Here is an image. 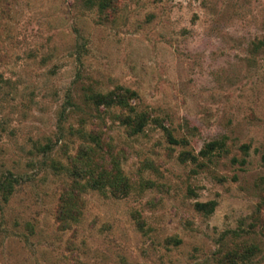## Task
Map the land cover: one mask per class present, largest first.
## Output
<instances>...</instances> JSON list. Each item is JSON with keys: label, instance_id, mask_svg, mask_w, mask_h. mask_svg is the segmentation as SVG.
Returning a JSON list of instances; mask_svg holds the SVG:
<instances>
[{"label": "rangeland", "instance_id": "rangeland-1", "mask_svg": "<svg viewBox=\"0 0 264 264\" xmlns=\"http://www.w3.org/2000/svg\"><path fill=\"white\" fill-rule=\"evenodd\" d=\"M98 1L0 0V264H264V0Z\"/></svg>", "mask_w": 264, "mask_h": 264}, {"label": "trees", "instance_id": "trees-1", "mask_svg": "<svg viewBox=\"0 0 264 264\" xmlns=\"http://www.w3.org/2000/svg\"><path fill=\"white\" fill-rule=\"evenodd\" d=\"M111 1L110 0H99L98 1V8L101 10V9H104V8H107L109 3ZM120 91H117V92H111V93H108L106 95H99V94H96L94 96H92V100H93V103L96 104V105H110V104H116V105H119V106H123V107H127V102L129 99H131L133 96H134V93L133 92H130L129 90H126V89H119ZM128 109H129V112H133L134 109L132 107H129L128 106ZM144 121H145V118L142 114H135L132 118H127V120L124 122L125 124H128L130 125L132 128V132L133 133H138L142 130L143 126H144ZM166 136H167V139L169 141V143H173L175 144L176 141L170 136V134L166 133ZM89 138L91 139H95V137L93 135H88ZM215 144L214 143H210L208 144L207 148L201 150L199 152V154L201 156H207L208 155V152L207 151H210L212 150L213 146ZM84 148V147H83ZM87 148H80L76 157L74 158V162H73V167L71 168V177L73 179H79V176L81 175L80 173L82 174H85V171L83 169H80V162L81 160H85V161H88V157H89V153H90V148H88V151L86 150ZM85 151V152H84ZM84 152V153H83ZM79 164V168L76 166ZM76 167V168H75ZM83 168V167H82ZM75 169V170H74ZM94 184H96V181H93ZM5 183V186H2L5 189H9V183L7 182H4ZM73 186L71 185L70 187L67 188V190L64 191V199L61 201L63 203V206L60 207V215H61V218L63 219H71L74 217V214H75V209H76V202H75V182H72ZM99 187V186H97ZM213 202H206V203H195L194 204V208L196 211L198 212H202V213H206V214H210L212 212V209H213ZM226 262L228 264H234V261L232 260V258H229V256L226 257Z\"/></svg>", "mask_w": 264, "mask_h": 264}]
</instances>
